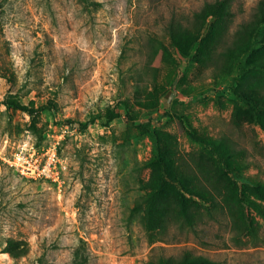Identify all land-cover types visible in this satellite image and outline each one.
I'll return each mask as SVG.
<instances>
[{
    "label": "rangeland",
    "instance_id": "374dc122",
    "mask_svg": "<svg viewBox=\"0 0 264 264\" xmlns=\"http://www.w3.org/2000/svg\"><path fill=\"white\" fill-rule=\"evenodd\" d=\"M156 130L213 194L186 219L147 220ZM23 145L55 147L60 181L3 159ZM185 251L264 264V0H0V264Z\"/></svg>",
    "mask_w": 264,
    "mask_h": 264
},
{
    "label": "trees",
    "instance_id": "16d2710c",
    "mask_svg": "<svg viewBox=\"0 0 264 264\" xmlns=\"http://www.w3.org/2000/svg\"><path fill=\"white\" fill-rule=\"evenodd\" d=\"M241 98L243 100H247V98H244L242 95ZM255 105L256 104L254 103L252 104V106ZM114 116L115 112L113 110H109L107 118L110 119ZM180 120L184 124V121L182 119ZM185 127L187 133L192 138L200 140L190 125L185 123ZM153 134L156 138V154L151 160L153 172L151 179L148 182L150 191L147 196V220L152 217V206L161 202L171 203L174 210L183 219L188 217L189 209L191 208L188 199L192 197H197L203 200L207 199L209 200V204H212L214 202L212 193L208 192L207 194H203L202 192H198L196 190L195 182L197 181V178L195 177V174L198 171L196 169V165L192 163L189 164L185 161L178 163L174 157H169L167 149L161 145V132L156 130ZM213 165L214 166H212L210 171L214 175L218 174L219 176H222L228 184H234V182L227 175L228 173L225 169H221L216 164ZM168 261L169 262H166L167 264H208L209 262L208 259L202 258L201 256L190 255L187 251L182 253L179 259H174L170 256Z\"/></svg>",
    "mask_w": 264,
    "mask_h": 264
},
{
    "label": "built area",
    "instance_id": "2783aa9c",
    "mask_svg": "<svg viewBox=\"0 0 264 264\" xmlns=\"http://www.w3.org/2000/svg\"><path fill=\"white\" fill-rule=\"evenodd\" d=\"M3 159L28 177L60 181L62 166L55 147H47L44 151L38 152L33 147L23 145Z\"/></svg>",
    "mask_w": 264,
    "mask_h": 264
}]
</instances>
